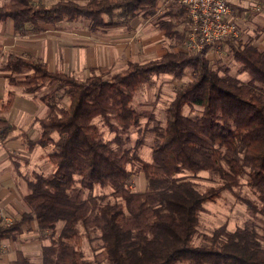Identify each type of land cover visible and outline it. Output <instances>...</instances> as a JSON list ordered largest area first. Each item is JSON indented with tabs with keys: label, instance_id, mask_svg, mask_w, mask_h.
<instances>
[{
	"label": "trees",
	"instance_id": "16d2710c",
	"mask_svg": "<svg viewBox=\"0 0 264 264\" xmlns=\"http://www.w3.org/2000/svg\"><path fill=\"white\" fill-rule=\"evenodd\" d=\"M157 3L57 0L45 5L7 0L0 4V22L11 19L15 32H26L62 20H87L95 30L127 26L139 14H154ZM165 15L161 26L166 36L181 43L189 24L185 10L179 7ZM183 22L185 29H176ZM231 50L247 82L219 74L204 51H168L145 62L129 60L127 68L107 78L96 68L83 80L50 71L41 59L6 53L2 68L10 70L11 84L32 94L54 84L40 96L47 107L36 120L40 136L26 140L29 147H51L46 159L53 169L31 173L24 197L28 212L7 224L0 218V241L15 238L22 224L36 221L40 238L47 240L41 263L18 252L15 259L0 264H264V51L250 43L232 45ZM186 68L196 74L176 90L166 125L153 129L151 161L141 160V140L125 145L129 129L145 115L131 106L133 93L152 74L181 79ZM63 98L68 106L61 103ZM12 101L11 93L0 111L6 112ZM185 106L202 110L192 118L184 114ZM0 125L11 128L5 121ZM136 161L139 167H134ZM128 165L144 173V191L130 189ZM202 170L218 174L221 184L198 188L192 177ZM243 174L255 200L239 190ZM94 186L109 187L121 201L100 202L91 193ZM222 190L245 205L246 218L234 230L222 224L194 243L204 203ZM95 232L102 250L93 261L79 246L83 234L90 238Z\"/></svg>",
	"mask_w": 264,
	"mask_h": 264
},
{
	"label": "crops",
	"instance_id": "0c3cea01",
	"mask_svg": "<svg viewBox=\"0 0 264 264\" xmlns=\"http://www.w3.org/2000/svg\"><path fill=\"white\" fill-rule=\"evenodd\" d=\"M7 0H0L3 4ZM35 3L50 5L57 0H33ZM85 3L87 0H74ZM234 10L241 36L222 45L221 51H205L208 61L221 60L222 50H229L238 43H250L264 51V0H227ZM158 2L157 11H162ZM168 11H177L178 6H166ZM140 15V14H139ZM139 15L135 16L127 26L114 28H98L92 30L87 20H62L56 25L43 24L39 31L15 32L11 19L0 22V107L13 94V101L6 112L0 111V121H5L11 128L0 125V218L4 224L18 219L29 207L24 197L28 193V179L33 171L50 172L53 167L46 159L51 147L31 146L26 140L35 141L40 136L36 120L46 112V105L40 99L43 93L54 88L49 85L35 94L26 92L22 86L13 85L9 81L10 70L2 68L6 53L12 52L25 58L41 59L50 71H60L78 79H85L93 69L104 71L121 70L129 60L145 62L157 57L141 59L147 53L142 52L138 43L131 38L138 36ZM143 15V14H142ZM152 18L150 14L145 15ZM123 26V27H122ZM145 31V28H143ZM149 30V29H148ZM146 30L144 35L150 33ZM160 36L148 35L142 38L141 45L154 43ZM146 46V45H144ZM182 50L177 46L174 51ZM218 53H222L218 55ZM160 55V56H159ZM216 60V61H218ZM194 71V70H193ZM194 73V72H192ZM182 79V78H181ZM190 81V80H188ZM61 103L69 105L67 98ZM57 138V134H52ZM45 240L40 238L35 220L30 224H22L20 233L15 238L0 241V262L7 263L15 259L18 252L35 263L42 261V245Z\"/></svg>",
	"mask_w": 264,
	"mask_h": 264
},
{
	"label": "rangeland",
	"instance_id": "374dc122",
	"mask_svg": "<svg viewBox=\"0 0 264 264\" xmlns=\"http://www.w3.org/2000/svg\"><path fill=\"white\" fill-rule=\"evenodd\" d=\"M227 1V0H226ZM158 2H160L158 0ZM228 3V2H227ZM158 4V3H157ZM229 4V3H228ZM162 11H155L154 14H150L153 16L152 18H148L144 14H140L139 18V32L138 36L135 38H131V41L135 39V43L139 41L140 50L142 52L147 50V53L141 56V59H149L153 57H157V55L161 52L166 53L168 51H174L177 46H180L181 49H184V39L181 43H176V39L174 37H168L165 34V29L161 26V21L167 19V15L165 13H169L170 11L166 10L162 4ZM186 14V11H185ZM186 18L188 19L187 15ZM106 20L108 17L105 18ZM189 22V20H188ZM186 23H180L176 26V29L179 31L184 30ZM115 27V26H114ZM114 27H103L104 29H111ZM118 27V26H117ZM123 27V26H122ZM189 24L186 27V32L188 30ZM148 30L150 33L144 35L143 32ZM185 32V35H186ZM148 35H157L160 36L157 41L154 43L148 44L145 43L141 45V40ZM231 42V41H228ZM221 44H227V42H223ZM213 50L212 48H207L204 50ZM181 51L177 50L176 52ZM186 51V50H185ZM221 51V50H220ZM182 52V51H181ZM189 52V51H186ZM223 53V54H222ZM223 58L221 60H210L209 63L213 69H216L219 74H228L230 76H234L239 78L243 82L248 81V76L244 71H238V64L234 61V58L231 57V53L229 50H222ZM218 53V55H221ZM160 56V55H159ZM124 67L121 70H124ZM104 71V69H102ZM121 70H110L104 72V77L107 78L110 74L116 73ZM194 72V73H192ZM196 71L192 69H185V74L182 79H178L173 77L169 73H159L152 74L149 80L143 83L132 96L131 106L138 111H143L145 115L141 117L139 124L131 127L127 133L129 136V141L125 143L126 146H133L135 142L138 140L142 141V145L138 148V157L141 160L151 161V148L154 144L156 135L154 133L155 128H163L166 125L167 120L169 119L168 108L175 97L176 90L183 84L187 83L188 80H192L195 76ZM43 91V90H42ZM202 107L195 106L193 110H191L188 106H185L183 109L184 114L194 118L201 113ZM157 128V129H158ZM109 137V134L106 133ZM134 167H139L140 162L136 161L133 163ZM51 165V164H50ZM129 169L132 170L130 175V179L128 181L129 187L133 191H144L146 188V177L143 172H137L132 166L128 165ZM189 174L188 172H180L179 176ZM31 177V175H30ZM29 177V178H30ZM197 183L198 188L201 190H205V188L210 186H218L221 184V178L218 174H215L209 170H202L198 172V174L192 177ZM247 179V175L243 174V179L241 183H243L240 187L241 194H245L247 197L255 200V196L252 194L251 190L245 185V181ZM111 189L109 187L101 188L99 186H94L91 190V193L97 197H99L100 202H115L121 201L120 198L113 197L110 194ZM205 210L199 214V224L197 226V232L193 237L194 243H201L203 234L210 233L214 228L225 224L226 227L230 230H234L237 226L241 225L242 221L247 216V211L245 205L233 195V193L222 190L220 195L211 201H206L204 203ZM62 227V222L57 223V230ZM82 231V229H80ZM49 231H46L48 233ZM47 243V240H45ZM80 249L84 252V255L89 260H95L97 258V254L102 250V241L99 238V233L95 232L91 234L90 238H87L85 234L82 236ZM96 255V256H95Z\"/></svg>",
	"mask_w": 264,
	"mask_h": 264
},
{
	"label": "built area",
	"instance_id": "2783aa9c",
	"mask_svg": "<svg viewBox=\"0 0 264 264\" xmlns=\"http://www.w3.org/2000/svg\"><path fill=\"white\" fill-rule=\"evenodd\" d=\"M166 6L182 7L186 11L189 27L184 39V50L204 51L222 49L221 43L234 41L241 29L233 8L226 0H159Z\"/></svg>",
	"mask_w": 264,
	"mask_h": 264
}]
</instances>
